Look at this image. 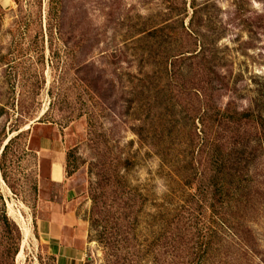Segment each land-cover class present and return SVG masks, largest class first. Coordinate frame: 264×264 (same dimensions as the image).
I'll return each mask as SVG.
<instances>
[{
  "label": "rangeland",
  "instance_id": "1",
  "mask_svg": "<svg viewBox=\"0 0 264 264\" xmlns=\"http://www.w3.org/2000/svg\"><path fill=\"white\" fill-rule=\"evenodd\" d=\"M50 2L63 6L52 32ZM157 24L169 26L165 34L146 38ZM179 47L203 48L175 69L186 73L191 63L184 79L192 81L203 56L220 87L216 107L232 102L264 115V0L1 1L0 155L11 141L0 159V203L20 230L14 264H101L102 246L90 237L92 196L105 191L94 206L103 211L116 179L136 195L127 251L147 252L149 264L166 251H204L201 264H264V148L255 130L245 125L249 141L231 155H239L237 170L246 178L236 197L248 198L231 204L224 195L215 203L209 194L190 199L196 183L179 188L165 175L174 160L188 171L199 133L194 96L175 104L171 139L146 136L154 122L146 120V94L159 85L163 101L172 89L163 75L152 77L158 70L147 52L170 56ZM162 141L171 147L164 160L152 146ZM60 157L51 176L52 159ZM18 212L29 228L25 238ZM104 224H93L91 233ZM8 245L0 231V263Z\"/></svg>",
  "mask_w": 264,
  "mask_h": 264
},
{
  "label": "trees",
  "instance_id": "2",
  "mask_svg": "<svg viewBox=\"0 0 264 264\" xmlns=\"http://www.w3.org/2000/svg\"><path fill=\"white\" fill-rule=\"evenodd\" d=\"M50 5L51 7H48L47 10V29L49 32H52L53 27L56 28L61 23L63 6L62 4L58 6L57 3L53 6L52 2H50ZM168 27V25H152L146 29V38L154 37L157 39L162 37ZM202 49L200 47L199 50L193 49L187 51V49L179 47L177 53L170 56H166V51L156 53L150 49L147 52L148 58L155 60L152 63L154 66L153 72L158 70L152 77L157 73L163 75L166 77L167 82L171 84L172 89L169 88V94H167V98L163 101L161 100L163 96L159 85H154V90L146 94V120L150 118L152 122V119H154L153 124L150 125L148 122L149 126H146V136L152 132L162 138L167 137L171 139L176 130L174 119L175 104H179V99L184 98V96H194L197 108L194 109L193 119H196L199 124V133L195 134L198 140L195 144L193 142L190 143L185 165V168L188 169L186 174L180 172L181 166H176L177 161L174 160L170 165H164V161H162V165L165 166L167 180L171 185L179 188L185 186L188 190L196 183L194 192H187V196L193 200L197 198L196 195L199 198L202 193L205 197L209 194L210 199H214V203L218 201L221 195H224L223 197L230 204L232 201L245 202L248 198H243V195L236 197V192L240 190L241 183L244 184L246 182L245 173L237 170V165H240L238 164L240 163L238 162L240 160L239 155L234 158L231 155L232 153H242L244 143L249 141L245 125L255 130L254 135L256 136L257 143L263 150L264 115L260 111L251 109L239 110L232 102L226 103L222 108L216 107L214 105V94L220 87L213 84V80L209 77L210 73L208 71L210 68L206 64L202 65V62H206L203 56L197 63H194V80L186 81L184 79L186 78V73L190 70L191 63L187 66L188 70L186 73L185 71L175 69L176 63L197 59L203 55ZM188 52L190 53L189 55H187ZM150 76L146 74V79L150 78ZM42 117L37 122H43ZM227 127H231V129ZM29 129L30 127L26 129L25 133ZM226 133L230 136L228 135L227 137ZM10 141L11 138L4 145L0 159L3 158ZM167 141L152 144L163 160L171 148L169 142L166 143ZM229 145H231L230 150ZM237 146H240L239 151L236 149ZM200 167H202L201 171H199ZM0 171L3 175L1 164ZM113 185L114 189L111 190V195L113 194L114 199L111 200V203L105 204L102 209L103 211H97V208L94 206L97 204V199L104 196L105 191L102 190L96 196H92V209L89 218L90 237H94L102 246L103 258L101 264H149L147 252L127 251V245L130 240L128 238V231L132 221L137 218L135 211L137 204L136 195L132 189H127L123 186L119 187L120 179H116ZM210 206H214V204L212 203ZM109 215H111L110 219L113 222L112 227L107 225ZM99 217L100 219H98ZM98 221H104L105 224L102 226L101 231H96L93 235L91 233L92 226L98 223ZM0 231L7 236L9 242L7 251H4L5 257L0 264H14L17 243L20 239V230L17 224L7 215L3 203H0ZM122 247L126 251H118ZM204 256V251H189L185 255H180L178 251H166L162 259L154 256L151 262L152 264H174L177 262H182V264H201Z\"/></svg>",
  "mask_w": 264,
  "mask_h": 264
},
{
  "label": "bare ground",
  "instance_id": "3",
  "mask_svg": "<svg viewBox=\"0 0 264 264\" xmlns=\"http://www.w3.org/2000/svg\"><path fill=\"white\" fill-rule=\"evenodd\" d=\"M9 204V203H8ZM8 204H7V206H8ZM8 211H10L11 213H12V209H11V206L9 205L8 206ZM10 213V214H11ZM14 215V214H13ZM15 219L20 223V226H21V228H22V230H23V235H24V238L25 237H27V235H28V232H29V228H28V226L25 224V221H24V219H23V217L21 216V214L18 212L17 214H15ZM24 241V240H23ZM22 248H21V251H20V253H19V255H18V257H20V256H22Z\"/></svg>",
  "mask_w": 264,
  "mask_h": 264
},
{
  "label": "crops",
  "instance_id": "4",
  "mask_svg": "<svg viewBox=\"0 0 264 264\" xmlns=\"http://www.w3.org/2000/svg\"><path fill=\"white\" fill-rule=\"evenodd\" d=\"M1 1H4V0H0V3H1ZM60 160H61V157L60 158H56V159H52V162H51V165H50V175H51V170H52V166H53V164H55L56 163V161H58V163L60 164ZM52 176V175H51ZM60 176H61V173H60ZM60 176H59V178H60ZM54 180H57V179H54Z\"/></svg>",
  "mask_w": 264,
  "mask_h": 264
},
{
  "label": "water",
  "instance_id": "5",
  "mask_svg": "<svg viewBox=\"0 0 264 264\" xmlns=\"http://www.w3.org/2000/svg\"><path fill=\"white\" fill-rule=\"evenodd\" d=\"M6 144V143H5ZM4 146V145H3ZM2 149H3V147H2Z\"/></svg>",
  "mask_w": 264,
  "mask_h": 264
}]
</instances>
